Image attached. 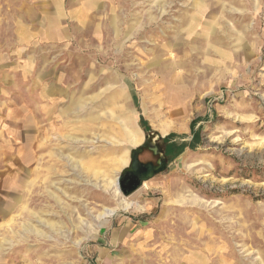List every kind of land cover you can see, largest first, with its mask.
<instances>
[{
    "label": "rangeland",
    "instance_id": "374dc122",
    "mask_svg": "<svg viewBox=\"0 0 264 264\" xmlns=\"http://www.w3.org/2000/svg\"><path fill=\"white\" fill-rule=\"evenodd\" d=\"M0 264H264V0H0Z\"/></svg>",
    "mask_w": 264,
    "mask_h": 264
},
{
    "label": "crops",
    "instance_id": "0c3cea01",
    "mask_svg": "<svg viewBox=\"0 0 264 264\" xmlns=\"http://www.w3.org/2000/svg\"><path fill=\"white\" fill-rule=\"evenodd\" d=\"M2 140H5L7 145H9L10 141L5 137H2ZM135 206V208H141L137 204ZM125 218L123 223L111 224L101 234L95 235L91 241L101 261L109 260L113 263L119 254L130 247L133 241V235L138 231V223L129 217Z\"/></svg>",
    "mask_w": 264,
    "mask_h": 264
},
{
    "label": "water",
    "instance_id": "95a60500",
    "mask_svg": "<svg viewBox=\"0 0 264 264\" xmlns=\"http://www.w3.org/2000/svg\"><path fill=\"white\" fill-rule=\"evenodd\" d=\"M140 150H137L135 155H133V161L131 162V166L129 168L124 169L121 174L117 177V184L119 183V179H125L128 176H133L131 179V185H124L121 184L118 186L119 191L121 194H128V192L134 190L137 188L142 182L146 179H148L153 172L157 170V167H155L152 163H140L137 160V153ZM136 168H141L142 173L141 175H135L134 171Z\"/></svg>",
    "mask_w": 264,
    "mask_h": 264
},
{
    "label": "bare ground",
    "instance_id": "6f19581e",
    "mask_svg": "<svg viewBox=\"0 0 264 264\" xmlns=\"http://www.w3.org/2000/svg\"><path fill=\"white\" fill-rule=\"evenodd\" d=\"M134 173H135V175H141V173H142V170H141V168H136L135 169V171H134ZM133 178V176H128L127 178H125V179H119V183L117 184V187L121 184L122 186H124V185H131V179ZM116 183H117V180H116ZM144 184L145 183H143V186H144ZM117 190V189H116ZM118 190H119V188H118ZM111 213H113V211L111 212Z\"/></svg>",
    "mask_w": 264,
    "mask_h": 264
},
{
    "label": "trees",
    "instance_id": "16d2710c",
    "mask_svg": "<svg viewBox=\"0 0 264 264\" xmlns=\"http://www.w3.org/2000/svg\"><path fill=\"white\" fill-rule=\"evenodd\" d=\"M173 135L172 134H170V135H167L166 137H164L163 139L166 141V140H168L169 138H171ZM173 148H174V146L171 144V145H169L168 146V148H167V151L165 152L166 154H169L172 150H173ZM179 151H177L176 153H174V154H177Z\"/></svg>",
    "mask_w": 264,
    "mask_h": 264
}]
</instances>
